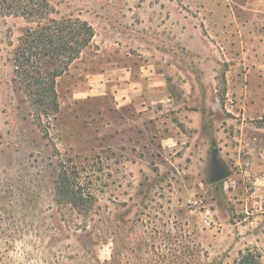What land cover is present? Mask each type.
<instances>
[{
  "label": "rangeland",
  "instance_id": "rangeland-1",
  "mask_svg": "<svg viewBox=\"0 0 264 264\" xmlns=\"http://www.w3.org/2000/svg\"><path fill=\"white\" fill-rule=\"evenodd\" d=\"M50 2L94 37L47 114L15 74L27 23L0 17V264H239L248 251L264 264V79L227 73L221 60L242 50L187 51L168 26L169 12H193L198 26L197 12L246 20L264 0ZM256 51L244 50L264 62ZM110 66L156 69L168 94L142 108L86 97L89 75ZM214 153L231 172L216 184ZM63 173L87 209L57 203Z\"/></svg>",
  "mask_w": 264,
  "mask_h": 264
},
{
  "label": "trees",
  "instance_id": "trees-1",
  "mask_svg": "<svg viewBox=\"0 0 264 264\" xmlns=\"http://www.w3.org/2000/svg\"><path fill=\"white\" fill-rule=\"evenodd\" d=\"M56 14L50 0H0V17H20L27 23L15 52V74L29 95L40 98L41 103L37 99L35 105L45 106L43 112L47 114L59 109L58 79L67 74L94 37L88 22L72 16L54 18ZM56 198L57 203L65 201L78 211L87 209L76 176H59ZM259 259V254L248 251L242 254L239 264H260Z\"/></svg>",
  "mask_w": 264,
  "mask_h": 264
},
{
  "label": "crops",
  "instance_id": "crops-1",
  "mask_svg": "<svg viewBox=\"0 0 264 264\" xmlns=\"http://www.w3.org/2000/svg\"><path fill=\"white\" fill-rule=\"evenodd\" d=\"M207 13L211 14V12H197V15L202 17L200 27L195 24L193 12H169L168 26L173 40L180 42V46L187 51L193 50L196 46L209 48L210 45L224 50H242L236 58L227 57L224 60L220 58L223 63L225 61L229 63L230 69L227 73L237 78L243 77V69L247 70L249 67L247 73L257 71L264 79V62L260 58L256 60L249 58L250 55L244 52V50L264 49V40L257 35L264 32V12H246L248 17L246 20L239 19L235 12H232L233 19L226 20L223 12H212L216 19L210 20L209 17L204 19ZM253 65H256L255 68ZM162 79V74L151 67L134 70L131 67L110 66L101 72L89 75L84 95L86 97L110 95L122 105L138 101V106L142 108L148 102L149 105L151 104L150 99L153 96L163 97L168 94H164L166 84ZM154 90L160 93L153 94ZM82 92L80 91L79 94L83 95ZM257 93L259 97L257 103L264 108V89Z\"/></svg>",
  "mask_w": 264,
  "mask_h": 264
},
{
  "label": "water",
  "instance_id": "water-1",
  "mask_svg": "<svg viewBox=\"0 0 264 264\" xmlns=\"http://www.w3.org/2000/svg\"><path fill=\"white\" fill-rule=\"evenodd\" d=\"M212 167V176L210 178L211 183H220L222 181L227 180L231 175V172L228 171L225 167H223L218 161L216 153L213 154Z\"/></svg>",
  "mask_w": 264,
  "mask_h": 264
}]
</instances>
